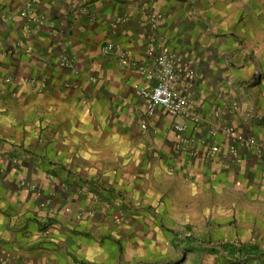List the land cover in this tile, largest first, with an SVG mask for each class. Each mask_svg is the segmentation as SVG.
Wrapping results in <instances>:
<instances>
[{"label": "crops", "instance_id": "crops-1", "mask_svg": "<svg viewBox=\"0 0 264 264\" xmlns=\"http://www.w3.org/2000/svg\"><path fill=\"white\" fill-rule=\"evenodd\" d=\"M26 5L0 0V264H108L120 246L159 263L179 224L227 222L253 207L252 192L264 200L263 161L247 141L264 139V0H33L29 15ZM161 35L196 73L189 92L203 118L182 133L173 124L184 116L149 113L131 59L102 52L114 42L150 60ZM217 124L241 140L237 154ZM205 180L232 201L205 212ZM194 230L184 243H198L204 227ZM230 242L224 261L222 249L192 246L176 264H245L246 254L264 264V243Z\"/></svg>", "mask_w": 264, "mask_h": 264}, {"label": "built area", "instance_id": "built-area-1", "mask_svg": "<svg viewBox=\"0 0 264 264\" xmlns=\"http://www.w3.org/2000/svg\"><path fill=\"white\" fill-rule=\"evenodd\" d=\"M33 4V0H27L26 10L24 14L29 15L30 7ZM84 12H88L87 7L82 8ZM151 21L154 25L158 20L156 16H151ZM165 36L152 37L151 44L154 46L157 43V49L151 50L150 60H133L132 51L115 44L114 42H108L102 47L103 54H110L114 51L118 52L119 58L122 61L131 59L134 67L139 71L140 75L146 80L145 85H141L136 89L138 96L142 97L147 105V109L152 114L156 108L163 106L170 110L175 115H182L186 120L176 121L173 124V129L182 133L190 124L195 122L200 124L202 122L203 115L194 106L195 99L190 89L193 86L196 78V73L191 68L190 59L179 49L168 48L164 45ZM159 44V45H158ZM20 42H17L15 46H19ZM13 50L15 48H12ZM11 49V51H12ZM62 64L68 65L66 59L62 60ZM10 81L13 78H9ZM222 129L228 136L233 137L234 144L231 145V151L235 154L238 153V147L236 143L239 140L234 136L233 129L230 126L215 125L212 132H217ZM143 130H147V125L143 124ZM238 139V140H237ZM182 141L191 142V138L183 137ZM259 156L264 152L263 144L255 143L253 140L249 142ZM220 151L218 144H212L209 147V155L214 156Z\"/></svg>", "mask_w": 264, "mask_h": 264}, {"label": "rangeland", "instance_id": "rangeland-1", "mask_svg": "<svg viewBox=\"0 0 264 264\" xmlns=\"http://www.w3.org/2000/svg\"><path fill=\"white\" fill-rule=\"evenodd\" d=\"M250 137L251 136L249 135L247 136V141L253 140L255 143L263 144L264 146V139L260 137L258 138L257 136H252L251 138ZM263 151H264V148H263ZM258 158L261 161H263V164L261 165V169L264 170V152L261 154V156L258 155ZM204 186H205L204 187L205 197L203 200V209L205 212L216 209V208L224 207L223 204L217 203L218 200H223L227 203L226 201V198H227L229 201H232L230 200L231 197L226 195L227 193L223 192L222 194H219L216 186L213 183H211V181L205 180ZM243 192L244 191L241 192V197L244 198L246 196L248 199L250 197L248 193L245 192L246 195H244ZM251 198H252L251 200L253 201V205H252L253 207H247L243 210H246V213H247V211L252 209L255 214L253 218L248 217L249 219H247L246 213H243L242 215L240 213L236 214L235 212L234 215L232 216V219H230V221L223 222V223L216 221V219L215 218L213 219L211 215H205L204 223L202 224L201 222L179 224L178 227L174 229L176 230L175 240L172 241V246L173 248H175V251L173 250L172 254L163 256L162 257L163 262L149 263L148 261H145L143 259L132 261V257L125 256L126 254H124L125 252L122 246H120V252H121L120 258L117 261L113 263L110 262L108 264H176L186 257L188 251L190 250L192 246H200V247L202 246L204 251H206L207 249V252L215 251V249L216 250L222 249L219 256L221 257L220 259L221 260L223 259L224 261L228 257L227 249H228V242L230 241L232 243L238 244L240 243L239 240H241L242 243H243V240H246V242L251 241L250 244H252V246H258V247L263 246L261 245V243H264V203H261V201L263 202L264 200L260 199L259 193L255 194L254 192H252ZM217 204L219 206H217ZM224 226L231 227L233 231H236L235 232L236 235L239 234L237 233V230H239V228H242L243 230H247V232H251L252 238L244 239V238L239 237L240 239H236V238L230 239L229 236L228 237L226 236L227 234L224 235V233H227V231L223 229ZM194 227H197L198 229L204 227V230L202 231V235L200 234L198 236L195 235L197 238H195V236L193 238V242L197 240L198 243L197 244H190L189 242L184 243V238L186 236L185 232H190V231L194 232L195 231ZM216 230H218V232H216ZM217 236H219V238ZM238 257H241L242 259L241 258L240 259L244 261L245 264L246 263L259 264L257 262L260 259L259 255L246 254L245 256L238 255ZM226 262L231 263V260L228 258V260L225 261L224 263Z\"/></svg>", "mask_w": 264, "mask_h": 264}, {"label": "trees", "instance_id": "trees-1", "mask_svg": "<svg viewBox=\"0 0 264 264\" xmlns=\"http://www.w3.org/2000/svg\"><path fill=\"white\" fill-rule=\"evenodd\" d=\"M239 249L241 250V248H239ZM250 251H251L250 249L247 250V252H250Z\"/></svg>", "mask_w": 264, "mask_h": 264}]
</instances>
